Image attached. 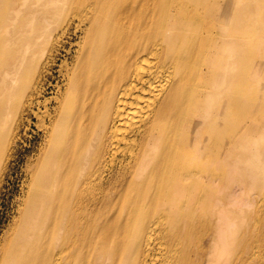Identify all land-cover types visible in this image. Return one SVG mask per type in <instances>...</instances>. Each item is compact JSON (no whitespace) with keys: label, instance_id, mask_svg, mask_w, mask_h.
<instances>
[{"label":"bare ground","instance_id":"1","mask_svg":"<svg viewBox=\"0 0 264 264\" xmlns=\"http://www.w3.org/2000/svg\"><path fill=\"white\" fill-rule=\"evenodd\" d=\"M32 117L0 264H264V0H0V166Z\"/></svg>","mask_w":264,"mask_h":264},{"label":"rangeland","instance_id":"2","mask_svg":"<svg viewBox=\"0 0 264 264\" xmlns=\"http://www.w3.org/2000/svg\"><path fill=\"white\" fill-rule=\"evenodd\" d=\"M70 38L73 40L74 37L71 36ZM246 50L247 49H243L242 51V54L245 56H243L244 61H246L248 54V51ZM63 55L64 52L57 54L56 63H54L51 67V74L49 75L48 80L52 84H54L58 79L56 77L57 63L60 61ZM51 93L52 85H46L45 96H49ZM34 123L35 119L32 117L31 122L27 127L28 129L24 130V127H22L19 137L16 138L14 143L15 148H10L8 150L6 157L3 159V162L0 166V234L4 232L8 225L11 224L12 219L16 214L18 201L23 194V181L25 178L24 175L26 173L27 158L33 151H36L35 148L39 142H41L42 133L38 131ZM258 123L260 126H264V119L258 120L257 124ZM259 141H264V138L261 137ZM260 148L261 147L258 146L259 150ZM243 155L244 157H249L251 154L249 155L244 153ZM262 157H264V155L260 154L258 159ZM254 160L255 159L252 158V162H254ZM244 179L247 180V177ZM251 185L252 184L247 183L245 186L248 190H251ZM253 191V193H255V197H253L254 200L251 211L252 216H256L253 212L259 209L260 211L258 214H260V212L264 210V187L254 189Z\"/></svg>","mask_w":264,"mask_h":264}]
</instances>
